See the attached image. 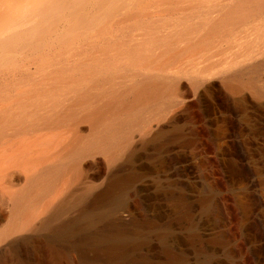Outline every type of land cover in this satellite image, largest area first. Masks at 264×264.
<instances>
[{
	"label": "bare ground",
	"instance_id": "6f19581e",
	"mask_svg": "<svg viewBox=\"0 0 264 264\" xmlns=\"http://www.w3.org/2000/svg\"><path fill=\"white\" fill-rule=\"evenodd\" d=\"M181 118H217L207 136L217 154L203 162L221 172L242 240L264 264L252 227L258 183L230 157L264 136V0H0V264H27L26 250L38 264L69 262L101 239L88 224L105 216L121 233L129 213L140 239H113L80 259L129 263V247L149 248L156 231L164 259L146 264H196L177 232L192 216L193 169L158 172L157 194L176 213L169 220L146 173L126 169L149 149L162 163L174 149L206 147L198 131L182 133ZM200 233L190 240L199 264H224L222 247Z\"/></svg>",
	"mask_w": 264,
	"mask_h": 264
},
{
	"label": "rangeland",
	"instance_id": "374dc122",
	"mask_svg": "<svg viewBox=\"0 0 264 264\" xmlns=\"http://www.w3.org/2000/svg\"><path fill=\"white\" fill-rule=\"evenodd\" d=\"M209 119H212V118H192L191 122L186 124V122H188V118H181V121L185 126L183 128L182 133L184 132V133L188 134L189 132H191L190 135L194 134V135L198 136V133L197 134L195 133L198 131L199 134H201V136L203 134L202 137H204V136L206 137V138L204 137L206 139L207 144H208V145H206V147L200 145L201 147L199 146L198 148L192 149L193 151L191 149H188V150L182 149L185 153L183 151H181V148H180L179 152H177L179 149H174L175 152L170 151L169 152L170 156L168 155L166 158H164L163 159L164 162H162V163L159 161L158 156L156 154V151L153 149H149L148 151L143 152V154L140 158V161L137 162L135 167H134V165H127L126 169L128 168V170H130V168L132 169V167L134 169H136V167H137V169L146 173L144 178H142V179H144V181L141 180L140 183H142V181L144 184L146 183L145 185H146V187H148V190L146 188V192L150 195L153 202L160 203V205L163 207V208L161 207V209H162L164 218L169 220V219H172L174 217V214H176V213L173 211V209L170 205L168 206V204H166V203L164 204L163 202H161L160 197L157 194V192H158L157 191V189H158L157 185L158 184H156L157 183L156 177L158 176L159 173L162 174L161 172H169V170H170V173H174L173 171H176V166L178 165V163L182 164V165H189L191 167V169H193L192 171L197 177V179L196 178L195 179H196V182H198V183H196V182L195 183L198 186H196V185L194 186V189H195V187L197 189L194 190V192L192 194L193 199H191V201H190L191 203H190V207H189V212L191 214L189 213V216L192 215V216H190L191 219H189L190 217H187V219L184 218L183 222L181 223V226H180V228H178L177 232L181 235L183 247L186 249L190 248L189 249V250H191L190 255L193 254L192 256L189 255L190 261H191V259H193V260L195 259L194 260L195 263H196V260L198 261L197 262L198 264L202 262L200 260L203 258V255L202 254L198 255L197 253H194V251L192 250V247L194 246V244L191 243V241H190L191 235L193 234V232H197V231L201 230V233H202L201 236H202L204 241L211 239L213 241L210 240L209 241L210 243H212L216 246H219L220 248L222 247L221 252H223V253H221L222 254L221 258L223 259V261H225L224 264H255V260H253L254 256L251 255L252 253H251L250 245L248 244L249 245L248 247L250 248V251H249L247 244L242 240L241 231L239 230V227L237 224L238 223L237 214H236V211L234 209L232 199L230 197V194L228 193V190L226 188V184L224 182V179H223L221 172L219 170L218 171L209 170L207 167V164L204 163L206 161L207 157H213L214 158V157H216V154H217L216 148L213 146V144L210 143L209 139H207L208 138L207 136L211 135L213 130L217 129V127H218L217 123L218 122H217V118H213L216 120L214 121L212 119V120H210V122L207 121ZM235 119H237L236 121H238V119H240V118H235ZM211 122H212V124H211ZM213 123H214V125H213ZM207 125L210 127V129ZM212 128H214V129H212ZM192 129L193 130L195 129L196 131L195 130L193 131ZM257 141H258V146H256L255 149L252 150L251 152H248L247 150L242 149L241 147H237L236 145H234L231 148L232 155L230 154V157L231 158L233 157V160H236V158L238 157V159L235 162H238V160H240L237 163V165H239L241 167V169L239 167V170H240V173L243 175L244 178H247L249 176L250 178L248 177L247 179L252 178L254 184H256V181L258 183V185H254L251 187V189H252L251 191H253V195L256 198V201L259 202L257 210H256V214H255L256 217L254 218V220L252 222V227H253V230L254 229L256 230V234H257V244L256 245L258 246V248H260V251H261L260 253L262 255H264L263 254L264 253V156H263L264 152H261V149L259 148V146L262 147V145H259V144H264V136H263V138L261 137V139L257 138ZM263 148H264V145H263ZM180 152H183L184 156L182 155L183 153H180ZM153 153H154V155H153ZM185 154H186V156H185ZM236 155H239L240 157L236 156ZM181 156H183V157L181 158ZM241 157H242V159H241ZM245 157H247L248 159ZM176 162H177V164H176ZM242 164L244 166H241ZM163 165H164V167H163ZM199 166H200V168H198ZM203 170H204L203 173H205L206 176H208L207 179H205L204 177L201 178L203 176L201 174ZM255 171L257 173H255ZM207 173H208V175H207ZM246 175H247V177H246ZM198 176L199 177L201 176L200 181H199ZM201 179H204V181L202 180V182H201ZM102 181H103L102 179H99L96 181V183L98 182L99 184H101ZM206 181H208L207 182L208 184L206 183ZM209 181L212 183H210ZM199 182H200V184H199ZM204 182H205V185H203ZM206 184H207V186H206ZM209 184H215L216 185V188H215L216 191L213 190L212 191L213 193L210 190L207 191V188L209 189V186H210ZM202 185H203V187H207V188L203 189ZM206 191H207V193H206ZM210 193H212V194H210ZM207 199H208V201H207ZM216 211H218V212H216ZM76 212H77V209L71 211V213L66 215L65 218L67 219V217H72V218L75 217L79 213V212L78 213H76ZM129 214H124V216L126 218L124 217L123 220L125 219L124 223H125V227L127 229H126V231H123L121 233H119L118 231L116 232L115 228L113 226L109 225V223H107L108 221L106 222L105 216H104V218L102 217L99 220V222L101 221L100 223L97 222L95 225L94 224L93 225L88 224L89 226L87 225L85 227V229L87 227L89 228L91 225L89 230H88V228L86 230H88V232H90L92 234H97V232L101 231L98 234L100 235V238L101 239L103 238V239L101 240V239H98L97 237H95L97 240L94 239V241H93V239H92L91 244L95 247L94 248L95 250H92L93 246L90 245V251L88 250V252L86 254L79 251V253H82L80 255H82L83 257H84V255H85V257L88 256L87 257V259H88L89 257L92 256L91 253H95L94 251H97L96 248H101V247H103V245L105 246V245L109 244L111 241H113V239H114V241H116V240L121 241V239L125 240V238L128 240V237H130L129 238L130 240L133 239V241H135L138 236H139L138 238L140 239V236L142 234L140 235V233H137L136 228H134V226L131 225L132 221H130V220H132V218H133L132 216H134V214H131V215H129ZM204 216L206 218H203ZM209 218H212V222H211V224H209L210 226L208 227V229H206L208 232L206 230L200 229V225H199L200 222L205 220V219H209ZM213 218H214V220H216V223H215V221L213 222ZM68 219H70V218H68ZM127 219L129 222L127 221ZM185 220H187L186 223L184 222ZM196 221L197 222L199 221V223H197ZM194 225H196V227H199V228H197L195 230ZM110 226H111V228H110ZM102 230H103V232H102ZM179 230H181L182 233H180L181 231L179 232ZM155 232H154V234L152 232L150 233L151 237H150L149 248L146 247L145 245H143L141 247L134 248V249H133V247H129V249L130 248L132 249V250L131 249L130 250L134 254H132L130 250L128 251V253H130V257L133 256V258H131L129 263L127 262L126 264H144V263L146 264L148 262V260H152V258H153L152 261H156L155 258L156 259H159V258L164 259V252H163L164 250H163L162 244L160 242L161 240L159 239L157 232L156 233ZM102 233H104V235ZM207 233H209V235ZM154 235L158 236V237L156 238ZM204 235L205 236L207 235V239L204 238L205 237ZM101 236H103V237H101ZM118 237H120V238H118ZM215 238H218V239L224 238L225 244L224 243L223 244L225 246L222 244V242L219 245L217 240H215ZM155 239H157V240H155ZM99 240L102 242H99ZM95 241L96 242L98 241L97 244L95 243ZM155 243H156V246L159 243H160L159 245H161V246H158L159 247L158 248L155 246ZM221 244H222V246H221ZM160 249H161V251H160ZM23 253L24 254L21 253L22 257L20 255V257H21L20 259H22L20 261H24L25 263L27 261V264H38L37 261L33 258L34 255H33V253H31L30 250H26ZM77 253L73 252L71 254L72 260L71 259L69 260V262L71 261L70 263L67 261H64L61 264H64V263L66 264V262H67V264H86L87 263V262H85V261H87V260H85L86 258H83L81 256V259H80V257L78 256L79 253L78 254ZM252 257H253V259H252ZM132 259H135V260H133L134 262L131 261ZM17 260L19 261V259L17 258L15 260V262H17ZM82 260H84V261H82ZM143 260L145 262H143ZM48 264H51V263H48Z\"/></svg>",
	"mask_w": 264,
	"mask_h": 264
}]
</instances>
